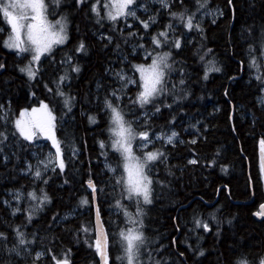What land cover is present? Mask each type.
Instances as JSON below:
<instances>
[{
    "label": "snow or ice",
    "instance_id": "snow-or-ice-1",
    "mask_svg": "<svg viewBox=\"0 0 264 264\" xmlns=\"http://www.w3.org/2000/svg\"><path fill=\"white\" fill-rule=\"evenodd\" d=\"M255 4L256 0H249L250 7L254 8ZM226 6L235 19L234 0H226ZM76 12H82L91 23L95 29L92 35L102 51L114 57L107 60L104 75L95 80L94 90L89 89L83 102L99 106L97 115H87L90 124H97L98 116L105 122L107 138L97 143L106 159V175L111 174L104 187L111 188L113 193L119 192V197L113 195L110 206L117 221L111 231L105 228L97 204L98 193H103L104 188H98L90 177L86 184L91 190V199L81 196L78 206H92L89 211L94 210V223L89 220L74 229L68 228L69 218L76 217L77 209L73 208L63 217L54 214L43 230L32 228L28 231L52 203L46 191L49 173L57 168L63 173L66 167L65 141L57 136V130L75 119L73 110L82 102L72 92L71 82L72 74L78 76L82 71L76 56H86L89 52L85 39H79L72 49L64 51L59 60L55 55L58 48L70 42L71 16ZM209 15L213 16L211 23L215 24L216 17L223 16L224 11L209 9L208 0H0V44L23 61L16 70L31 85L42 75L40 66L45 60L55 69L53 78L43 85L49 94L47 100H37L36 93L30 91L33 103L20 107L18 112L13 110L11 100L0 102V168L13 174V179L22 175L30 177L32 182L27 190L23 185L7 189L5 195L10 199L0 197V208L11 217L24 216L23 223H9L0 230V264H45V261L73 264L72 248L56 247L59 238L54 228L60 224L65 226V231L72 232L77 244L82 241L92 250V264H175L171 254L165 255L166 246L150 234L145 218L155 203L174 194L176 172L183 173L185 167L195 165L212 168L219 161V148L207 158L191 147L198 141L207 142L208 125L196 120L191 124L192 138L186 142L176 131L174 114L175 109L185 111L182 102L191 95L188 65L176 56L186 45L194 43L195 36L199 41L195 43L193 56L203 67L201 79L207 81L209 73L222 71L214 58L207 59L214 57V53L203 43L207 39L203 21ZM76 30L79 32L78 26ZM244 31L247 33L246 37L242 33L247 45V66L257 85L256 103L264 110V23H254ZM189 36L193 39H188ZM244 63L241 61V66ZM5 68L6 63L0 62V70ZM225 95H228L227 89ZM163 110L168 111L170 118L157 129L154 121L163 115ZM232 130L236 131L234 126ZM41 138L50 142L46 154L43 147L47 144L42 145ZM177 144L189 146V156L183 167L170 163L171 153L166 148L168 145L175 148ZM257 144L258 174L264 181V135L257 138ZM33 149L39 151H31ZM108 152L114 164L108 162ZM72 154H77L75 147ZM220 167L221 170L227 168L223 164ZM224 188L227 189V185ZM210 215L211 221L217 223L218 237L222 221H218L215 214ZM253 215L264 217V203ZM192 222L193 232L198 229L204 233L211 231L210 221L195 212ZM227 223L232 221L227 220ZM200 239L202 237L197 235V241ZM172 246H176L175 238ZM188 250L196 257L205 254L203 248L191 245ZM228 252L226 261L218 257L217 264H264V251L253 253L246 251L244 245H233ZM178 256L183 258L185 253L179 252Z\"/></svg>",
    "mask_w": 264,
    "mask_h": 264
},
{
    "label": "trees",
    "instance_id": "trees-1",
    "mask_svg": "<svg viewBox=\"0 0 264 264\" xmlns=\"http://www.w3.org/2000/svg\"><path fill=\"white\" fill-rule=\"evenodd\" d=\"M234 3L237 8L235 19L226 6V0H208L209 9H221L224 15L217 16L215 24L211 23L212 15L206 16L203 21L207 37L203 43L214 53V57L209 56L207 59L214 58L221 67V72L209 73L207 81L201 79L203 67L198 58L193 56L195 43L199 41V37L195 34H193L194 43L186 45L176 56L177 60L185 61L188 65L186 71L190 75L188 87L191 92L188 99L182 102L185 111L181 112L179 109L174 111L176 131L187 142L192 138L191 133L194 131L191 124L200 120L202 124L208 125L205 133L207 142L198 141L197 145L191 147H194L201 157L207 158L219 148L220 156L215 167L187 166L183 173L176 172L177 179L173 180L174 194L166 195L162 201L155 203L145 218L150 234H154V238L166 246L165 255L171 254L175 264H217L218 257L226 261L229 255L228 249L233 245H244L246 251L253 253L264 251V218L256 220L252 216V212L264 202V184L258 174L257 144V138L264 135V110L256 103L257 85L247 66L245 51L247 45L242 39V33L247 36L244 29L249 25L264 23V3L256 0L254 8L249 6V0H234ZM67 10L72 12L71 9ZM213 15H216L215 12ZM77 26L79 32L76 30ZM155 27L158 28L159 25ZM93 31L95 29L84 18L82 12L73 13L70 42L62 49L58 48L55 53L56 59L59 60L63 52L72 49L81 38L85 39L89 47L86 56H76L82 68L81 73L78 76L72 74L71 90L82 102L73 110L75 119L69 120L57 130V136L65 141L66 167L63 173H60L58 168L54 173H49L50 179L46 191L51 195L52 203L46 206L40 213L39 219L27 229L28 231L32 228L43 230L54 214L63 217L73 208L77 209L76 217L69 218L71 222L67 225L68 228L74 229L81 222L89 220L94 223V210L89 211L92 206H78L81 196H88L91 199L89 195L91 190L87 189L86 184L90 177L97 183L98 188H104L103 193H98L97 204L101 209L105 228L111 231L117 221V216L110 211V206L113 195L119 197V192L113 193L111 188L104 187V182L111 174L106 175L107 169L104 167L106 159L101 155L103 150L97 143V140L107 138L105 122L102 116H98V123L90 124L87 115H97L99 106L96 103L83 102L89 89L94 90L95 80L104 75L107 60L114 59L110 52L102 51L100 44L92 35ZM193 36H189L188 39H193ZM241 61H245L243 66L240 64ZM0 62L6 63V68L0 70V102L11 100L13 110L18 112L20 107L30 106L33 103L29 98L30 91L36 93L37 100L48 99L49 94L43 85L50 82L55 69L47 60L40 66L42 75L31 85L27 78L16 70V66L23 61L10 50L3 48L2 44H0ZM229 77L235 79L230 80ZM225 89L228 92L227 96ZM82 111L86 114L81 115ZM230 115L231 119H229ZM169 118L168 111L163 110V115L154 121L156 128L164 126ZM233 126L235 132L232 130ZM41 144H47V147H43V152L46 154L50 149V142L41 139ZM73 147L77 149L75 156L72 154ZM166 148L171 153V164L182 167L186 165L189 156L187 144H177L175 148L168 145ZM23 155L21 153L22 158ZM108 162L115 163L111 152H108ZM221 164L227 166L226 170H221ZM160 174L162 177L165 175L163 169ZM12 176L13 174L0 168V197L9 199L5 193L10 188L23 185L27 190L31 187L30 177L16 175L13 179ZM225 185L227 189L224 188ZM194 212L210 221V232L204 233L199 229L196 232L191 231ZM210 214H215L217 220L222 221L219 224L218 237L217 223L211 221ZM173 217H176V220H173ZM227 220H231L232 223L228 224ZM23 222L22 214H17L13 218L0 208V230H3L6 224ZM64 227L60 224L54 228L55 236L59 238L56 243L57 249L72 248L73 264H92V250L82 241L77 244L72 232L65 231ZM197 235L202 239L197 241ZM173 238L176 240L175 247L172 246ZM111 245L110 240V247ZM189 245L203 248L204 256H194L188 250ZM179 252H184L185 256L180 258ZM222 253L223 257H221ZM114 256L115 249H113V260ZM95 259L98 260V257ZM45 264H48V261H45Z\"/></svg>",
    "mask_w": 264,
    "mask_h": 264
},
{
    "label": "water",
    "instance_id": "water-1",
    "mask_svg": "<svg viewBox=\"0 0 264 264\" xmlns=\"http://www.w3.org/2000/svg\"><path fill=\"white\" fill-rule=\"evenodd\" d=\"M263 184H264V181H263ZM262 203H264V202H262ZM260 204H261V203H260ZM260 204H259V205H260ZM183 206H186V205H183ZM258 210H259V206H258V209H257V210H255V211L252 212V216H253V218L256 219V220H261V219H263L264 217H257V216H255V215H253V213L256 212V211H258Z\"/></svg>",
    "mask_w": 264,
    "mask_h": 264
},
{
    "label": "rangeland",
    "instance_id": "rangeland-1",
    "mask_svg": "<svg viewBox=\"0 0 264 264\" xmlns=\"http://www.w3.org/2000/svg\"><path fill=\"white\" fill-rule=\"evenodd\" d=\"M41 139H43V138H41ZM54 151V150H53ZM9 199H10V197H9Z\"/></svg>",
    "mask_w": 264,
    "mask_h": 264
},
{
    "label": "flooded vegetation",
    "instance_id": "flooded-vegetation-1",
    "mask_svg": "<svg viewBox=\"0 0 264 264\" xmlns=\"http://www.w3.org/2000/svg\"><path fill=\"white\" fill-rule=\"evenodd\" d=\"M258 209V208H257Z\"/></svg>",
    "mask_w": 264,
    "mask_h": 264
}]
</instances>
